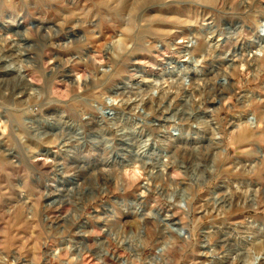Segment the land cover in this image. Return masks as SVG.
<instances>
[{"label":"rangeland","instance_id":"374dc122","mask_svg":"<svg viewBox=\"0 0 264 264\" xmlns=\"http://www.w3.org/2000/svg\"><path fill=\"white\" fill-rule=\"evenodd\" d=\"M247 224L264 0H0V264H262Z\"/></svg>","mask_w":264,"mask_h":264},{"label":"bare ground","instance_id":"6f19581e","mask_svg":"<svg viewBox=\"0 0 264 264\" xmlns=\"http://www.w3.org/2000/svg\"><path fill=\"white\" fill-rule=\"evenodd\" d=\"M187 38V37H186ZM188 43V45H184L185 44V42H184V40L182 41V39H181V41L179 42V46H182L183 48H184V57H186V60L187 61H191V59H192V57H194L193 56V53H196L195 52V48L197 47L196 46V44H197V42H195L194 43V39H191V40H189V42H187ZM179 48V47H178ZM180 51V50H179ZM177 52V51H176ZM180 53V52H179ZM201 53V52H200ZM13 54V53H12ZM182 55V54H181ZM199 55V54H198ZM195 58V57H194ZM201 61V60H200ZM10 61H5V63H9ZM192 62H193V60H192ZM199 62V61H198ZM15 63V62H14ZM188 63V62H187ZM193 64V63H192ZM194 65V64H193ZM198 65V64H197ZM197 67V66H196ZM253 67V66H252ZM10 68H12V66L10 67ZM19 68V67H18ZM23 68V67H22ZM17 73V72H16ZM214 73V72H213ZM19 74V75H18ZM18 77L21 79V81L27 86V84H32V81H31V79H29V75L27 74V71L26 70H24V69H19L18 70ZM216 77V76H215ZM33 87V86H32ZM195 87V86H194ZM193 87V88H194ZM192 88V89H193ZM166 92V91H165ZM133 93V92H132ZM171 93V92H170ZM26 94V93H25ZM128 94V93H127ZM21 96H19L22 100H23V95H24V93H22L21 92V94H20ZM30 96V95H29ZM110 96V95H109ZM18 99V98H17ZM180 99V98H179ZM150 101V100H149ZM24 102H26L25 100H23V101H21V103H23L24 104ZM133 105V104H132ZM206 105V104H205ZM123 105H121V101H118L115 97H111L110 98V104L108 103L107 104V106H106V108L107 109H103V110H108L109 109V111H110V113H112L110 116L109 115H107L106 116V114H105V116H104V114H102L104 117L103 118H105V119H111V118H113V119H116L117 117V110H119V108L120 107H122ZM105 108V107H104ZM111 108V109H110ZM24 109V108H23ZM35 109H37L36 107H35ZM177 109V108H176ZM33 110V109H32ZM131 110H133V109H131ZM104 111V112H105ZM204 111V110H203ZM33 112H35V111H30V114L31 113H33ZM39 112V111H38ZM103 112V111H102ZM106 113V112H105ZM118 113H120V112H118ZM34 114V113H33ZM38 114V113H37ZM126 114V113H125ZM36 115V114H35ZM35 115H33V116H35ZM243 117V116H242ZM62 119V118H61ZM107 122V121H106ZM208 122V121H207ZM96 124V123H95ZM180 125V124H179ZM202 125V124H201ZM138 127V126H137ZM115 130V129H114ZM204 131V130H203ZM133 133V132H132ZM114 140V139H113ZM215 142V141H214ZM110 145V144H109ZM147 147V146H146ZM61 148V147H60ZM142 150V149H141ZM141 153V152H140ZM144 154V153H143ZM45 155H48V153L47 154H45ZM178 158V157H177ZM47 162V161H46ZM128 162V161H127ZM148 163V162H147ZM146 165V164H145ZM146 167V166H145ZM179 168V167H178ZM237 168V167H236ZM225 183V182H224ZM240 190V189H239ZM231 192V191H230ZM229 193V192H228ZM227 195V194H226ZM225 195V196H226ZM229 195V194H228ZM232 195H234L235 197H231V198H236V199H238L239 201L241 200V202H245V203H247V201L249 200V196H248V192H244V190H243V192L242 193H233ZM217 196V195H216ZM222 198V197H221ZM225 198V197H224ZM223 198V199H224ZM230 198V197H229ZM230 198V199H231ZM218 199V198H217ZM220 199V198H219ZM226 200V199H225ZM232 200V199H231ZM223 201V200H222ZM233 201V200H232ZM174 204V203H173ZM236 204V203H235ZM209 207V206H208ZM221 208H224L223 206L221 207ZM247 208H250V206L248 207V206H246V207H244V210H246ZM211 209V208H210ZM179 224V223H178ZM257 225V224H256ZM245 226V225H244ZM247 226V228H246V230L243 232V234H245V235H248L247 237H244V238H242V239H245L246 240V242H252L251 243V245H253L251 248H250V250H248V251H246L244 254H243V256L244 257H247V258H253L252 256L253 255H256L258 258H260V262L262 263V264H264V239H262L261 237H259V235H261V233H260V230L258 229H254V228H252V226L254 227L255 226V224H253V225H249V224H247L246 225ZM240 230V229H239ZM241 231H243V230H241ZM249 231H251V233L249 232ZM241 234V233H240ZM263 237V236H262ZM228 238V237H227ZM263 240V241H262ZM225 243L226 242H228L229 243V245L232 247V248H234V245H232V243L234 242V241H232L230 238L229 239H227V240H223ZM258 241V242H257ZM220 243V242H219ZM234 244V243H233ZM222 246V245H221ZM217 247V246H216ZM217 250V249H216ZM215 250V251H216ZM232 250V249H231ZM108 254L110 255L111 253H109L108 252ZM111 256H113V257H115L113 254H111ZM103 258V257H102ZM254 259V258H253ZM249 260V259H248ZM118 261V260H117ZM256 261H258V260H256ZM122 263L123 264H129V263H124L123 261H122ZM259 264V263H258Z\"/></svg>","mask_w":264,"mask_h":264}]
</instances>
